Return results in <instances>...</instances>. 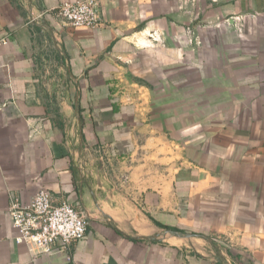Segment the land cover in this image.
I'll return each instance as SVG.
<instances>
[{
    "label": "crops",
    "instance_id": "obj_1",
    "mask_svg": "<svg viewBox=\"0 0 264 264\" xmlns=\"http://www.w3.org/2000/svg\"><path fill=\"white\" fill-rule=\"evenodd\" d=\"M81 1L0 0V264H221L201 239L131 238L170 228L264 264V0H101L93 30L45 18L61 59L31 4ZM151 144L173 179L135 165ZM42 189L88 213L83 239H17L8 208Z\"/></svg>",
    "mask_w": 264,
    "mask_h": 264
},
{
    "label": "built area",
    "instance_id": "obj_2",
    "mask_svg": "<svg viewBox=\"0 0 264 264\" xmlns=\"http://www.w3.org/2000/svg\"><path fill=\"white\" fill-rule=\"evenodd\" d=\"M101 6V0L66 2L55 9L38 13L37 19L50 16L63 28L93 30L103 25ZM8 42L9 37H0V46ZM8 214L17 239L36 243L45 252L57 247L68 248L83 239L89 229V220L83 211L67 202L56 203L45 189L28 203L12 201Z\"/></svg>",
    "mask_w": 264,
    "mask_h": 264
},
{
    "label": "water",
    "instance_id": "obj_3",
    "mask_svg": "<svg viewBox=\"0 0 264 264\" xmlns=\"http://www.w3.org/2000/svg\"><path fill=\"white\" fill-rule=\"evenodd\" d=\"M31 5H32V7L30 9V20L32 21V23L34 25H36L37 27L46 31L51 36V38L56 43L58 52L60 54V58L66 59L65 52L62 48L60 40L58 39L57 31L52 29L44 18L43 19H37V14H34L33 4H31ZM70 76L77 84V81L73 78V76L72 75H70ZM76 113H77V116H76L77 120H78V122H80L81 117H80V112H79L78 106H76ZM80 148H81L80 149V152H81V150H83V143H81ZM80 162H81L80 163V169L84 172L85 163H84V160L82 159L81 156H80ZM85 215L87 218H89L88 213H85ZM106 219L108 220V223L110 225L115 227V224L112 222L111 219H109L107 217H106ZM115 228H117V227H115ZM131 238H133L135 240H148V241H156V242L177 240V241H185V242H189V243L192 242L194 239H201V240L207 242L211 246V248L213 250V258L216 259L218 262H220L221 264H235L223 254L221 247L219 245H217L213 239H211L210 237H208L206 235H196L194 233H187V232L175 231V230H169V229H160L153 236H149V237L139 236V237H131Z\"/></svg>",
    "mask_w": 264,
    "mask_h": 264
},
{
    "label": "rangeland",
    "instance_id": "obj_4",
    "mask_svg": "<svg viewBox=\"0 0 264 264\" xmlns=\"http://www.w3.org/2000/svg\"><path fill=\"white\" fill-rule=\"evenodd\" d=\"M142 136H149V134L144 133V134H142ZM154 145H156V144H154ZM149 148L151 150H147V149L141 150L140 149L138 151V156H136V159H134L135 165L142 166L143 164L145 165L146 164V161H147V163L149 164L147 169H149L151 172L156 173L155 176L157 178L163 176V174L162 175L159 174L160 172L162 173V171H160L159 168L160 167H165L164 169H166V180L173 179L174 178V171H173L174 170V167L169 166V165H164L163 164V161L162 162H159L156 159H153V158L156 157L153 154L156 153V152H161V150L155 148V146H153V144L149 145ZM145 150H147V151L150 152V155L149 156L143 154V153H145ZM161 155L164 156L165 154H161ZM166 155L168 156L169 154H166ZM173 157H174V155H173ZM143 159H145L146 161L143 160ZM170 165H172V164H170ZM125 167H128V165H125ZM167 168L170 169V171H167ZM163 180H165V179H163ZM201 244H202V246H201L200 251H203L204 253L211 252L205 242H201ZM186 246H189V244L187 243ZM181 247L183 248L184 246L182 245Z\"/></svg>",
    "mask_w": 264,
    "mask_h": 264
},
{
    "label": "trees",
    "instance_id": "obj_5",
    "mask_svg": "<svg viewBox=\"0 0 264 264\" xmlns=\"http://www.w3.org/2000/svg\"><path fill=\"white\" fill-rule=\"evenodd\" d=\"M170 229L175 230V231H181V229H178V228H170ZM182 232H185V231L182 230ZM217 244H220V243L217 242Z\"/></svg>",
    "mask_w": 264,
    "mask_h": 264
}]
</instances>
